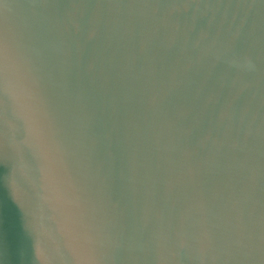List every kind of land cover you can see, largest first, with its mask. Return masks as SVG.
Wrapping results in <instances>:
<instances>
[{"label": "water", "instance_id": "water-1", "mask_svg": "<svg viewBox=\"0 0 264 264\" xmlns=\"http://www.w3.org/2000/svg\"><path fill=\"white\" fill-rule=\"evenodd\" d=\"M0 264H264V0H0Z\"/></svg>", "mask_w": 264, "mask_h": 264}]
</instances>
